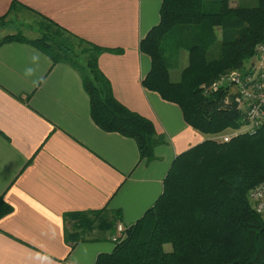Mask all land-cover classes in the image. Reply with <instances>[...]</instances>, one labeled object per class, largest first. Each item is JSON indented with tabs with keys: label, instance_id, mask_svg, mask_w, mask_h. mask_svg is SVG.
<instances>
[{
	"label": "crops",
	"instance_id": "0c3cea01",
	"mask_svg": "<svg viewBox=\"0 0 264 264\" xmlns=\"http://www.w3.org/2000/svg\"><path fill=\"white\" fill-rule=\"evenodd\" d=\"M159 9L160 0H0V16L28 12L107 49L98 66L114 97L162 138L154 159H140L133 139L93 122L72 66L30 42L0 44V194L13 207L0 218V264H95L115 243L107 235L71 249L64 214L106 207L117 223L134 224L161 194L175 156L208 138L141 83L150 58L139 41Z\"/></svg>",
	"mask_w": 264,
	"mask_h": 264
},
{
	"label": "trees",
	"instance_id": "16d2710c",
	"mask_svg": "<svg viewBox=\"0 0 264 264\" xmlns=\"http://www.w3.org/2000/svg\"><path fill=\"white\" fill-rule=\"evenodd\" d=\"M6 17L0 16V30ZM8 41L30 42L53 63L72 66L88 94L93 122L133 139L140 159H154L162 138L150 120L114 97L98 66L107 49L46 19L38 36L8 34L0 44ZM169 41L187 51L178 81L171 79L164 57ZM262 42L264 0H160L158 23L139 41V50L150 58L141 83L176 103L185 122L208 138L175 156L154 204L124 226L113 250L99 253L95 264H264V216L253 210L248 197V190L264 180V126L217 142L212 136L239 128L243 116L226 87L203 92V85L221 74L246 69ZM12 210L0 194V218ZM118 218L106 207L64 214L65 240L72 249L111 236ZM167 243L170 251L163 248Z\"/></svg>",
	"mask_w": 264,
	"mask_h": 264
},
{
	"label": "built area",
	"instance_id": "2783aa9c",
	"mask_svg": "<svg viewBox=\"0 0 264 264\" xmlns=\"http://www.w3.org/2000/svg\"><path fill=\"white\" fill-rule=\"evenodd\" d=\"M253 53V59L246 69L221 74L211 83L203 85L205 93L226 87L232 97V104L243 116L244 123L239 128L227 129L212 136L217 142L229 141L239 133H254L264 126V42L258 43ZM248 191L253 210L264 216V180ZM123 230L124 226L118 222L110 239L119 241Z\"/></svg>",
	"mask_w": 264,
	"mask_h": 264
},
{
	"label": "rangeland",
	"instance_id": "374dc122",
	"mask_svg": "<svg viewBox=\"0 0 264 264\" xmlns=\"http://www.w3.org/2000/svg\"><path fill=\"white\" fill-rule=\"evenodd\" d=\"M246 4H254V1H248ZM20 16V19H14L12 14L6 17L5 20L7 24L4 25V29L0 30V39L8 34H20L26 38H34L39 35V24L42 22V19L28 12H24ZM173 43V41L164 43V57H166L169 66L168 69L170 71L171 79L173 81H178L181 70L187 65L188 58L186 56L187 51L175 46ZM100 240L108 239L105 237ZM163 248L165 251H170L171 245L168 243L164 244Z\"/></svg>",
	"mask_w": 264,
	"mask_h": 264
},
{
	"label": "water",
	"instance_id": "95a60500",
	"mask_svg": "<svg viewBox=\"0 0 264 264\" xmlns=\"http://www.w3.org/2000/svg\"><path fill=\"white\" fill-rule=\"evenodd\" d=\"M263 227H264V224H263Z\"/></svg>",
	"mask_w": 264,
	"mask_h": 264
}]
</instances>
